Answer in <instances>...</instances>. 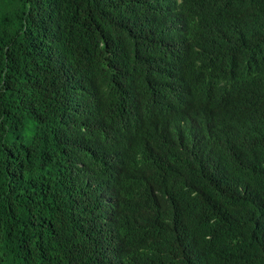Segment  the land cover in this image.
<instances>
[{
	"label": "trees",
	"instance_id": "obj_1",
	"mask_svg": "<svg viewBox=\"0 0 264 264\" xmlns=\"http://www.w3.org/2000/svg\"><path fill=\"white\" fill-rule=\"evenodd\" d=\"M0 264H264V0H0Z\"/></svg>",
	"mask_w": 264,
	"mask_h": 264
}]
</instances>
